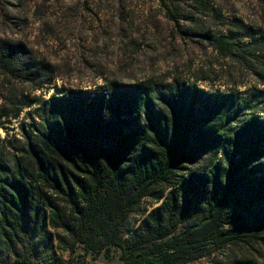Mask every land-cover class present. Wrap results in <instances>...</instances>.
Here are the masks:
<instances>
[{
    "label": "trees",
    "instance_id": "1",
    "mask_svg": "<svg viewBox=\"0 0 264 264\" xmlns=\"http://www.w3.org/2000/svg\"><path fill=\"white\" fill-rule=\"evenodd\" d=\"M220 25L200 34L207 46L264 84V28ZM54 80L0 38V129L29 119L0 139V264L115 251L122 264H264V88L174 78L34 94Z\"/></svg>",
    "mask_w": 264,
    "mask_h": 264
},
{
    "label": "rangeland",
    "instance_id": "2",
    "mask_svg": "<svg viewBox=\"0 0 264 264\" xmlns=\"http://www.w3.org/2000/svg\"><path fill=\"white\" fill-rule=\"evenodd\" d=\"M236 19L264 28V0H0V38L24 45L33 61L53 67L52 85L34 93L41 98L95 90L113 81L144 84L174 78L187 84L197 80L206 90H226L240 82L264 88L261 78L239 72L238 64L220 58L200 35L219 33L222 21ZM199 70H211L210 81L198 80L207 75ZM11 86L32 92L19 82ZM22 122H29L28 111L1 128L0 139L20 138ZM211 259L192 264H212Z\"/></svg>",
    "mask_w": 264,
    "mask_h": 264
},
{
    "label": "crops",
    "instance_id": "3",
    "mask_svg": "<svg viewBox=\"0 0 264 264\" xmlns=\"http://www.w3.org/2000/svg\"><path fill=\"white\" fill-rule=\"evenodd\" d=\"M85 264H122L120 252H112L109 256L102 255L98 259L88 258Z\"/></svg>",
    "mask_w": 264,
    "mask_h": 264
}]
</instances>
